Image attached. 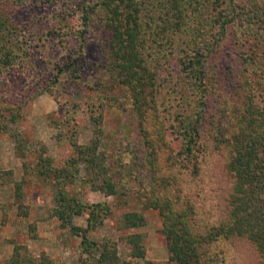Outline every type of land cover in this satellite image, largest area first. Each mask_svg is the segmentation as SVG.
<instances>
[{
    "label": "trees",
    "instance_id": "1",
    "mask_svg": "<svg viewBox=\"0 0 264 264\" xmlns=\"http://www.w3.org/2000/svg\"><path fill=\"white\" fill-rule=\"evenodd\" d=\"M6 1L16 10L43 4L56 11L51 18L59 22L70 8L79 12L80 31L65 24L51 30L64 50L52 83L62 73L78 78L91 27L108 37L97 58L108 82L99 81L87 109L90 140L76 143L72 114L49 119L55 142L68 145L72 157L57 169L41 153L34 165L38 176L63 185L79 181L81 165L82 181L113 198L112 204L82 202L57 187L50 215L79 239L75 264H124L116 242L88 239L116 206L127 205L129 192L126 180L111 177L98 152L104 107L129 111L136 119L138 148L130 151L134 195L141 210L158 217L167 252L165 261L146 264H264V0ZM9 18L0 17V76L18 67L8 44L15 32ZM19 107L17 101H0V134ZM9 173L0 172V178ZM20 183L12 184L17 207ZM129 206L121 228L142 227V213ZM81 215L85 226L72 225ZM125 240L130 256L142 258L143 237L131 233ZM20 253L14 246L10 264H57L43 253Z\"/></svg>",
    "mask_w": 264,
    "mask_h": 264
},
{
    "label": "rangeland",
    "instance_id": "2",
    "mask_svg": "<svg viewBox=\"0 0 264 264\" xmlns=\"http://www.w3.org/2000/svg\"><path fill=\"white\" fill-rule=\"evenodd\" d=\"M13 9L12 3L0 0V17L4 20L6 15H10L9 19L15 28V32L9 34L8 44L12 47V54L17 53L13 56L14 64H18L15 70L0 76V101L7 105L15 101L20 104L15 121L5 122L6 132L0 134V172H10L0 178V264H10L14 246L22 254L28 252L31 257L43 253L54 263L75 264L79 239L71 236L68 227L60 228L59 222L50 215L57 187L64 186L67 196H74L82 202L106 201L112 204L113 198L103 196L94 191L90 184L82 181L86 179V175L83 179L85 172L81 165L77 167L79 181L64 185L54 182L51 176H38L34 165L41 153L50 157L52 166L57 169L63 167L65 159L72 157L68 145L55 142L56 131L50 127L49 119L65 112L72 114L76 123V143L85 145L90 140L92 129L87 109L95 100L99 81L108 82L104 72L97 67V64L102 63L98 60L99 54L108 37L98 27H91L85 35L83 60L76 67L78 78L62 73L56 76L57 82L55 80L52 83L56 75L54 65H60L64 50L50 36L51 30L65 24L72 31H80L79 12H71L70 8L65 20L59 22L58 19L51 18L56 11L43 4L22 10ZM31 17L33 20H29ZM37 41L39 45L35 46ZM16 46H21L22 49H15ZM77 46L78 41H72V47ZM45 87H48L49 92L44 90ZM110 92L114 95L117 89L112 88ZM102 111L103 138L98 152L102 153L103 156H100L104 157L103 164L111 177L126 180L124 183L129 192L127 205L116 206L102 226L89 233L88 239L98 241L102 237H108L116 242L117 255L124 264L165 261L167 252L159 233V219L154 211L141 210L134 195L137 186L131 179L133 157L131 158L130 151L138 148L135 116L129 111L108 107H104ZM14 159L18 160L17 165ZM15 183H20L19 207L13 204L12 184ZM129 205L132 206L131 209L142 213V227L132 230L121 228V215ZM84 220L85 215L73 217L71 224L84 227ZM131 233L143 237L142 258L130 256L125 237Z\"/></svg>",
    "mask_w": 264,
    "mask_h": 264
},
{
    "label": "crops",
    "instance_id": "3",
    "mask_svg": "<svg viewBox=\"0 0 264 264\" xmlns=\"http://www.w3.org/2000/svg\"><path fill=\"white\" fill-rule=\"evenodd\" d=\"M1 159H2V157H0ZM14 161H15V163H16V165H17V159H14ZM9 190V188L7 189V191Z\"/></svg>",
    "mask_w": 264,
    "mask_h": 264
}]
</instances>
